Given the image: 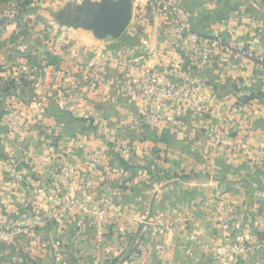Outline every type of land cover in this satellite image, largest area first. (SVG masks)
I'll list each match as a JSON object with an SVG mask.
<instances>
[{"label":"crops","instance_id":"obj_1","mask_svg":"<svg viewBox=\"0 0 264 264\" xmlns=\"http://www.w3.org/2000/svg\"><path fill=\"white\" fill-rule=\"evenodd\" d=\"M70 1L44 4L39 19L48 22L43 7L58 12ZM138 1L128 31L119 38L98 39L72 26L71 18L40 33L43 41L32 54L43 70L27 83L20 81V72V90L4 98L0 264H59V253L62 264H212L206 245L224 239L220 215L240 223L233 235L248 233L264 206V67L257 59L264 57V4L170 0L195 31L255 54L217 49L198 70L192 60L200 46L183 40L156 2L144 0L141 18ZM143 63L167 71L174 83H182L174 76L179 68L191 80L202 78L197 96L205 109L197 112L188 98L159 101L155 124L154 104L139 99L132 84L136 66ZM95 71L104 81L92 87L88 74ZM95 155L100 162L92 169ZM38 185L60 201L87 192L97 201L108 196L106 208L114 216L103 243L91 216L67 217L63 229L45 222V212L59 205L39 195ZM168 217L171 227L163 226Z\"/></svg>","mask_w":264,"mask_h":264},{"label":"built area","instance_id":"obj_2","mask_svg":"<svg viewBox=\"0 0 264 264\" xmlns=\"http://www.w3.org/2000/svg\"><path fill=\"white\" fill-rule=\"evenodd\" d=\"M156 2L157 8L161 13L169 14L176 23L178 30L183 40L188 41L191 45H199L200 52L193 57L192 64L195 65L198 70H203L210 62L213 52L215 50H222L225 53H231L236 50L240 55L244 57H254L255 54L247 47L242 45H236L233 43H227L223 41L218 35H202L195 31L191 24L187 14L182 12L177 5L170 0H148ZM144 0H139L135 3L138 8L141 18H144L143 6ZM258 61L261 66L264 67V57L258 56ZM21 72L27 76H33L40 73L43 69L38 64L23 63L21 65ZM67 70V69H65ZM62 72L60 69L58 73ZM174 76H178L182 83L172 82L169 73L159 68L151 67L146 63L138 64L136 66V75L132 78V84L135 86V95L145 101H149L154 104L153 112L151 114L152 121L157 124L160 120V108L159 101H179L181 99H190L197 112H202L205 107L201 99L197 94L203 88V79L198 78L191 80L187 76V72L181 68L174 71ZM90 86L96 85L104 81V75L95 71L88 74ZM11 131L14 130V122L11 120L8 122ZM128 150L123 149L126 153ZM251 158H254L253 154H249ZM100 162V155H95L90 166L92 169H96ZM8 167L13 166L12 162L7 163ZM20 179L22 175L17 173ZM36 191L39 195L44 197L52 205L58 204L59 207L55 211H47L44 214L45 222H54L58 225L59 229H63L65 226V218L73 217L77 214H84L91 216L95 227L97 228V237L100 243H103L105 233L107 232V225L109 218L114 215L109 214L106 208L110 198L108 196L101 197L98 201L92 193H85L82 197H72L65 201L54 195L44 185H38ZM122 205L118 206L119 210H122ZM219 220L222 222L224 228V239L217 245L207 244V252L211 258L212 264H235L239 257L245 254L252 253L259 245L251 244L250 235L245 232H238L236 235L232 234L235 229L240 230V223L230 222L224 216ZM171 220L168 217L163 221V226L171 227ZM5 229V228H4ZM250 242V243H249ZM56 260L59 264H62V255L59 253L56 255ZM100 260V259H99Z\"/></svg>","mask_w":264,"mask_h":264},{"label":"rangeland","instance_id":"obj_3","mask_svg":"<svg viewBox=\"0 0 264 264\" xmlns=\"http://www.w3.org/2000/svg\"><path fill=\"white\" fill-rule=\"evenodd\" d=\"M50 1L51 0H10L0 5V53H4L3 59H5H1L2 56L0 55V60H7L5 63L3 62L0 64V69L3 71L2 73H4L0 74V103L5 101V97L15 96L20 90L17 84V87L9 88L7 91L6 89L8 87L6 84L7 82H11L12 85L13 83L15 84L23 63H34L36 58L32 54V49L43 41V37L39 34L49 32L51 29H57V27H62L63 23L70 22V18L72 24V19L77 17L75 8L78 4L82 3L83 0H71V5L61 8L58 12H54L52 6L43 7L46 11L42 10V12H46V15H48L47 22L42 18L39 19V16L44 15L39 9L42 6L48 5ZM49 21H52V23ZM39 22H44V24L41 25ZM48 29L49 31H47ZM23 45H25L26 48L20 49ZM6 54L9 58L6 57ZM22 54L26 56L20 57ZM18 58H20L19 61H16ZM37 63L38 65L43 64L39 61H37ZM11 69L13 72H7ZM14 71L17 72V74L14 73ZM23 76H25V74ZM27 77L26 78L30 80L31 76ZM21 78L22 76L20 79ZM1 107L2 104H0V109L4 110ZM249 225L247 231L250 235L249 241L251 244L259 245V247L252 253L247 254L246 257H239L235 264H264V237L256 236L253 230H251L252 227L258 228L264 232V206L258 209V212L253 216Z\"/></svg>","mask_w":264,"mask_h":264},{"label":"water","instance_id":"obj_4","mask_svg":"<svg viewBox=\"0 0 264 264\" xmlns=\"http://www.w3.org/2000/svg\"><path fill=\"white\" fill-rule=\"evenodd\" d=\"M134 0H83L75 8L77 17L72 19V26L93 32L98 39L119 38L129 27L134 10ZM264 4V0H261ZM254 231L264 237V232Z\"/></svg>","mask_w":264,"mask_h":264},{"label":"trees","instance_id":"obj_5","mask_svg":"<svg viewBox=\"0 0 264 264\" xmlns=\"http://www.w3.org/2000/svg\"><path fill=\"white\" fill-rule=\"evenodd\" d=\"M8 1H10V0H0V5L6 3V2H8ZM51 58H52V59H55V58H53V57H51ZM54 62H55V61H52V60H51V63H54ZM32 64H38V63H37V61L35 60L34 63H32ZM24 77H25V76H22V78L20 79V81L23 82V83H27L28 80H26L27 78L25 77V78H26V79H25ZM17 84H18L17 81H15V84L13 83V85H12L11 82H7L6 85H7L8 88H7L6 90L8 91L9 88L11 89V88L17 87V86H16ZM0 102H1V101H0ZM0 104H3V103H0ZM3 112H4V111L0 109V115H2Z\"/></svg>","mask_w":264,"mask_h":264}]
</instances>
